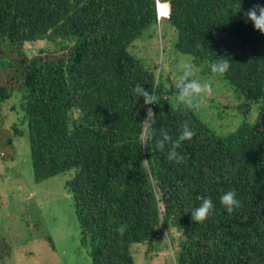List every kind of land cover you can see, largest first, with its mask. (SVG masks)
Returning <instances> with one entry per match:
<instances>
[{"label": "trees", "instance_id": "16d2710c", "mask_svg": "<svg viewBox=\"0 0 264 264\" xmlns=\"http://www.w3.org/2000/svg\"><path fill=\"white\" fill-rule=\"evenodd\" d=\"M258 4L264 0H170L161 21L176 52L204 73L227 58L220 77L245 100L264 102V34L245 15ZM159 24L154 0H0V69L7 56L16 66L0 102L21 93L33 180L73 173L64 188L91 264H135L131 246L150 248L169 229L178 234L174 264H264V118L220 136L174 104L155 70L129 51ZM37 42L54 51L29 55L25 44ZM137 84L158 104L144 106L132 92ZM185 123L196 136L182 142L185 159L176 164L156 144L161 128L175 140ZM226 190L241 203L232 214L219 202ZM204 197L215 210L195 223L191 211Z\"/></svg>", "mask_w": 264, "mask_h": 264}, {"label": "rangeland", "instance_id": "374dc122", "mask_svg": "<svg viewBox=\"0 0 264 264\" xmlns=\"http://www.w3.org/2000/svg\"><path fill=\"white\" fill-rule=\"evenodd\" d=\"M174 45L172 28L161 21L159 27L146 30L129 51L143 60L146 68L155 70L156 81L164 84L174 104H185L179 100L174 85L182 75L181 64L193 63V59L176 52ZM50 47L47 42L25 44L29 55L49 48L45 54L49 56L54 51ZM7 58L9 62L3 57L0 69V87L5 89L14 84L9 81L16 70L14 61ZM194 78L208 82L213 92L193 101L192 106L185 105L218 135L226 136L244 121L255 123L264 118V102L245 100L219 75L204 73L203 67L195 66ZM21 103L17 89L0 102V264H91L87 248L80 244L72 197L64 188L73 173L40 184L34 182ZM14 129L21 134L14 135ZM162 236L154 241L150 252L145 244L131 246L135 264L175 263L178 234L169 229ZM3 252L7 256L2 259Z\"/></svg>", "mask_w": 264, "mask_h": 264}, {"label": "clouds", "instance_id": "9594fccd", "mask_svg": "<svg viewBox=\"0 0 264 264\" xmlns=\"http://www.w3.org/2000/svg\"><path fill=\"white\" fill-rule=\"evenodd\" d=\"M156 7L158 16H167L171 12L170 0H163V2L157 0ZM245 15L247 20L252 23L254 29L264 34V4L256 5L253 9L248 10ZM230 67V60L225 57H219V59L211 63L210 70L213 74L224 76L229 72ZM181 68L182 75L179 77L178 83L174 85L180 101L192 106L193 101L212 94L213 89L208 82L194 78L195 65L192 62H183ZM132 92L139 98V101L141 98L143 99L144 106L158 104L156 93L152 89H146L142 84H137L132 89ZM147 113L148 117H152L151 108L147 109ZM160 135L161 139L157 141V148L161 152L166 151V158L168 161L176 164L183 163L185 157L179 149L181 148L182 142H191L193 140L196 136L195 130L190 127L189 124L185 123L182 125L179 136L175 140H173L163 128L160 129ZM219 202L228 214H232L241 206L235 190H226L223 192ZM214 210L215 203L213 199L211 197H204L202 198V203L191 211L190 216L195 223H203L213 214ZM124 227H126V225L122 226L121 231Z\"/></svg>", "mask_w": 264, "mask_h": 264}, {"label": "built area", "instance_id": "2783aa9c", "mask_svg": "<svg viewBox=\"0 0 264 264\" xmlns=\"http://www.w3.org/2000/svg\"><path fill=\"white\" fill-rule=\"evenodd\" d=\"M154 2H155V11H156V18H157V21H158V22H161L162 19H164V18H168L169 15H167V16H158L157 7H156L157 0H154ZM161 2H163V1L161 0ZM157 232H158V235L156 236V239H159V238H160V236H159V231H157Z\"/></svg>", "mask_w": 264, "mask_h": 264}, {"label": "water", "instance_id": "95a60500", "mask_svg": "<svg viewBox=\"0 0 264 264\" xmlns=\"http://www.w3.org/2000/svg\"><path fill=\"white\" fill-rule=\"evenodd\" d=\"M148 245H150V248H152V247H153V246L151 245V243H150V242L148 243ZM150 248H149V249H150Z\"/></svg>", "mask_w": 264, "mask_h": 264}]
</instances>
